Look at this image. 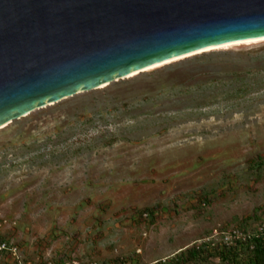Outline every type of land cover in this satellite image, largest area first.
Returning <instances> with one entry per match:
<instances>
[{
    "label": "rangeland",
    "instance_id": "rangeland-1",
    "mask_svg": "<svg viewBox=\"0 0 264 264\" xmlns=\"http://www.w3.org/2000/svg\"><path fill=\"white\" fill-rule=\"evenodd\" d=\"M263 232L264 38L0 129V264H259Z\"/></svg>",
    "mask_w": 264,
    "mask_h": 264
},
{
    "label": "water",
    "instance_id": "water-1",
    "mask_svg": "<svg viewBox=\"0 0 264 264\" xmlns=\"http://www.w3.org/2000/svg\"><path fill=\"white\" fill-rule=\"evenodd\" d=\"M264 38V0H0V127L152 66Z\"/></svg>",
    "mask_w": 264,
    "mask_h": 264
},
{
    "label": "trees",
    "instance_id": "trees-1",
    "mask_svg": "<svg viewBox=\"0 0 264 264\" xmlns=\"http://www.w3.org/2000/svg\"><path fill=\"white\" fill-rule=\"evenodd\" d=\"M256 243V248H258L257 250L260 252V255H264L263 241L261 239H256ZM194 249L189 250L185 257L182 255L176 260L170 262V264H200L201 262H205L206 264H232L228 259L217 262L209 258L198 256L196 255L197 251ZM257 260L259 261V264H264V258H262V256H259Z\"/></svg>",
    "mask_w": 264,
    "mask_h": 264
},
{
    "label": "bare ground",
    "instance_id": "bare-ground-1",
    "mask_svg": "<svg viewBox=\"0 0 264 264\" xmlns=\"http://www.w3.org/2000/svg\"><path fill=\"white\" fill-rule=\"evenodd\" d=\"M255 40H259V39H255ZM255 40H253V41H255ZM247 41H251V40H247ZM242 42H245V41H242ZM237 44L239 43V42H236ZM230 44H235V43H230ZM229 44V45H230ZM228 44H224V45H220V46H215V47H212V48H209V49H207V50H211V49H214V48H217V47H222V46H227ZM207 50H205V51H207ZM201 52V51H200ZM203 52V51H202ZM196 53H193V54H189V55H186V56H182V57H178V58H175V59H180V58H185V57H188V56H191V55H195ZM197 54H198V52H197ZM175 59H172V60H175ZM169 61H171V60H169ZM168 62V61H167ZM165 63V62H164ZM161 64H163V63H161ZM159 65V64H158ZM155 66H157V65H155ZM152 67H154V66H152ZM151 68V67H150ZM136 73H140V72H136ZM136 73H133V74H130L128 77H130V76H132V75H134V74H136ZM51 105H53V104H51ZM4 127H6V126H2V127H0V129L1 128H4Z\"/></svg>",
    "mask_w": 264,
    "mask_h": 264
},
{
    "label": "built area",
    "instance_id": "built-area-1",
    "mask_svg": "<svg viewBox=\"0 0 264 264\" xmlns=\"http://www.w3.org/2000/svg\"><path fill=\"white\" fill-rule=\"evenodd\" d=\"M260 239H262L263 243H264V232L262 233V235L259 236Z\"/></svg>",
    "mask_w": 264,
    "mask_h": 264
}]
</instances>
